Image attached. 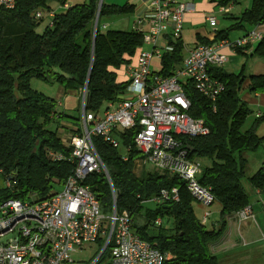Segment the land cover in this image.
Here are the masks:
<instances>
[{
  "label": "trees",
  "instance_id": "trees-1",
  "mask_svg": "<svg viewBox=\"0 0 264 264\" xmlns=\"http://www.w3.org/2000/svg\"><path fill=\"white\" fill-rule=\"evenodd\" d=\"M210 1L223 8L236 6L240 0ZM66 4L67 0H15L11 10L0 7V175L3 181L11 182L10 188L0 187V204L8 199L24 201L31 195L48 197L58 192L73 169L68 161L73 149L69 138L80 133V118L71 122L58 111L62 103L33 90L31 80L51 78L65 92L74 90L79 103L80 90L86 86V111L102 115L110 109L109 105L121 100L127 85L117 82L114 70L129 63L126 58H133L143 47V32L107 30L102 25L107 18L130 14L131 6L99 7V0H88L55 10ZM48 16V25L38 33L39 23ZM237 21L233 27L246 24L254 29L264 24V0H252ZM231 30L229 27L218 32L214 41L228 40ZM171 44L173 51L161 60L159 75L163 77L172 76L184 58L182 40ZM199 44L212 43L202 40ZM251 56L264 59V41L258 43ZM54 67L73 79L54 75ZM208 73L225 87L215 103L198 94L190 82L183 90L190 103L188 116L203 120L209 134L179 140L186 149L192 148L187 149L189 159L205 161L198 182L211 188L221 206L219 221L211 229L196 217L194 199L177 176L154 167L137 175L134 161L140 153L133 144L137 129L114 130L119 148L111 147L101 137L92 138L111 180L117 213L127 211L133 231L153 248L171 255L165 264H219L209 245L221 238L229 217L249 206L253 193L264 192V162L255 174L246 176L247 153L264 148V137L256 135L264 118H257L242 131L252 112L240 98L246 79L250 81V93L264 91V76H246L244 70L226 73L212 67ZM51 125L53 129L49 128ZM49 153L61 155L62 159L55 161ZM123 155H127V161L122 160ZM243 179L247 187L242 184ZM83 186L96 196L102 213L107 215L112 197L105 175L90 174ZM172 188L178 190V202H148L161 190ZM157 219L161 220L160 225L154 224Z\"/></svg>",
  "mask_w": 264,
  "mask_h": 264
},
{
  "label": "built area",
  "instance_id": "built-area-1",
  "mask_svg": "<svg viewBox=\"0 0 264 264\" xmlns=\"http://www.w3.org/2000/svg\"><path fill=\"white\" fill-rule=\"evenodd\" d=\"M0 7L11 10L15 0H0ZM192 10L185 3L151 0L146 15L149 28L143 35V45L151 50H141L136 64L127 68L123 96L116 104L109 105V110L102 115L86 111V86L80 90V133L69 138L73 147L68 159L73 164L72 172L61 189L48 197L31 195L24 201L8 199L0 204V264H75L73 254L102 241L103 249L91 264H98L105 250L109 252L110 264H165L172 258L133 231L127 211L117 213L111 180L92 143L93 137H101L111 147L119 148V140L113 135L115 129L138 130L133 139L134 148L140 153L134 161L136 167L145 169L151 165L167 171L185 183L188 193L199 204L210 207L214 203L211 188L198 182L202 164L188 158V150L179 140L209 134L203 120L188 116L190 103L183 87L190 82L198 94L215 103L225 87L209 75V68L224 67L227 62L224 49L252 51L264 41V32L256 27L234 42L222 40L196 45L172 76L163 77L151 69L152 61L162 60L164 54L173 51L171 43L181 40L185 15ZM220 11L228 13L230 6ZM39 17L41 13L37 14ZM206 20L211 27L216 26L213 15ZM49 156L55 161L62 159L53 153ZM127 159V155L122 156L123 161ZM93 173H103L111 189L112 206L108 215L102 213L91 190L83 186L86 177ZM4 186L10 188L11 182L4 180ZM178 200V190L172 188L161 190L148 202L160 205ZM209 217L210 213H205L201 224L206 225ZM235 218L239 223L252 219L251 207L238 211ZM154 224L160 225L161 220ZM10 235L13 238L6 239Z\"/></svg>",
  "mask_w": 264,
  "mask_h": 264
},
{
  "label": "crops",
  "instance_id": "crops-1",
  "mask_svg": "<svg viewBox=\"0 0 264 264\" xmlns=\"http://www.w3.org/2000/svg\"><path fill=\"white\" fill-rule=\"evenodd\" d=\"M87 1L88 0H67V4L65 6H57L55 7V10H64L67 7L80 5ZM172 1L177 3L180 2V0ZM99 2L106 6L122 7L124 5H129L133 9L130 14L105 19L102 22V25H105L107 30H139L143 33L148 31L149 24L146 19V15L149 11L151 0H99ZM181 3L189 4L193 7V10L186 13L184 18L181 37L183 42V57L194 49L202 40H207L211 43L222 41L214 40L218 32L222 30L227 31L228 28H218L217 19L216 26L211 27L209 22L206 20V17L210 15H213L216 18V12L218 11V13H221L220 7L216 6L210 0H190L188 2ZM230 7L235 6L230 5ZM231 12L232 8H230L228 13L223 14L229 15V19L233 20V24L230 25V27H232L231 31H236L237 33H235V37L231 38V34L229 35V32L226 38L228 40L243 37L252 29V27L246 24H239L237 27H233L234 24L236 25L238 18L243 12H241L238 16H231ZM50 18L51 17L48 16L49 21ZM206 24H208V28L205 27ZM122 27H130V30H128V28L125 30ZM257 30L264 32V24L258 26ZM257 45L258 44L255 45L252 51L236 50L233 52L229 49H224L223 52L227 56V62L222 68L223 71L226 73L238 74L241 70H244V74L246 76H264V59L251 56ZM142 50L149 51L151 50V47L143 45ZM139 51L140 50L137 51V54ZM137 54L133 58H126L129 63L122 65L118 70H114L118 83H125L128 81L127 68L136 64ZM151 69L154 72L159 73L162 69L161 60L155 58L152 61ZM249 84V79H246L241 87L240 98L251 110V115H253L251 117L254 122L257 118H264V91L259 93H250L248 90ZM256 135L260 138L264 137V120L259 123ZM262 200H264V193L262 192L256 191L251 195L249 207H251L254 215L253 223L248 222L247 225L243 224L241 227L242 232L240 231L239 237H230L233 223L236 221L234 215L232 217L233 220L231 217L227 219L228 228L226 227L227 230H225L221 238L215 243L209 245L210 253L218 257L219 264H229L230 260H235V264H244V262H250L251 264H264V213L257 212V215L254 213L255 205L257 206V203ZM85 250L86 249L83 251ZM83 251L75 254L82 253ZM74 262L75 264H83V262H76L75 260Z\"/></svg>",
  "mask_w": 264,
  "mask_h": 264
},
{
  "label": "rangeland",
  "instance_id": "rangeland-1",
  "mask_svg": "<svg viewBox=\"0 0 264 264\" xmlns=\"http://www.w3.org/2000/svg\"><path fill=\"white\" fill-rule=\"evenodd\" d=\"M188 1H190V0H183V1L180 0V2H178V3L188 2ZM251 1L252 0H240L238 5H236L235 7H230V8H232V12L230 15L231 16H238L241 12H243L245 9L250 7ZM215 16L217 19L218 28H220V29H225V28L227 29L230 27L231 24H233V20L229 19V15H224L223 12L218 13V11H217ZM48 22H49L48 17H45L39 23V26L37 28V32L42 33L44 28L48 25ZM207 25L208 24H206L205 27L208 28ZM122 28L125 30L128 28V30H130V27H122ZM235 33H237V32L236 31H230L229 35L231 34V38L235 37L234 36ZM236 39H238V38L230 39V40H231V42H234ZM31 88L33 90L47 96V97L54 98V99L58 100L59 102H61L62 107L59 108L58 111L64 113V115L68 116L71 119V122L73 120L81 118L80 103H79V100L77 98V93L74 90L69 89L67 92H65L64 88L60 84L51 80V78H49L47 81L46 80H40V79H32L31 80ZM251 116H253V115H250L247 118L245 124L243 125V127L241 129L242 131L247 130L249 128V126L251 125V122H252ZM49 128L53 129L54 126L51 125ZM246 158L248 161L246 176L250 177L257 172V170L262 165V161H264V148H259L256 152L247 153ZM199 162L202 165L205 164L204 160H199ZM152 168L153 167L151 165H147L145 167V170L152 169ZM141 172L144 173L143 169L141 167H137V169H136V173H138L137 175H140ZM245 182H246V180L243 179L242 184L244 186H246ZM0 187H4V181H3L2 175H0ZM60 189L61 188L58 187L57 191H59ZM262 193H264V192H262ZM193 207H194L195 215L200 220V222L202 221L203 215L205 213H207V212L210 213V217H209L208 222L206 224L207 229H211L214 222H215L214 223L215 225L218 223L219 211L221 210V206L216 201H214V203L210 207H204L201 204H199L196 200H194ZM257 212L264 213V200L258 202L257 206L255 205V209H254L255 215H257ZM110 213H111V211H109L107 213V215ZM253 217H254V215H253ZM248 222L253 223V218L249 219V221H246V222L242 221L241 222L242 224L235 221V223H233V226L231 229L230 237L231 236H234L233 238L239 237L242 225L243 224L247 225ZM11 238H13V235L8 236L6 239L9 240ZM103 246H104L103 241H102V243L92 244V245L88 246L86 248V250L83 251L82 253H78L75 255L73 254V259L76 262H83V264H91L100 255V253L103 249ZM110 261H111V259L109 257V252H108L105 256L102 257V259L100 260V262L98 264H110ZM235 262H236L235 260H230L229 264H235ZM244 264H251V263L250 262H244Z\"/></svg>",
  "mask_w": 264,
  "mask_h": 264
},
{
  "label": "water",
  "instance_id": "water-1",
  "mask_svg": "<svg viewBox=\"0 0 264 264\" xmlns=\"http://www.w3.org/2000/svg\"><path fill=\"white\" fill-rule=\"evenodd\" d=\"M100 5H101V2H99V7H100ZM96 24H97V22H96ZM51 70H52V73L54 75L59 76V77H62L65 80H72L73 79L71 76H69L68 74H66L63 71H61L58 67H54ZM187 149L189 151H192V148H190L189 146L187 147Z\"/></svg>",
  "mask_w": 264,
  "mask_h": 264
}]
</instances>
